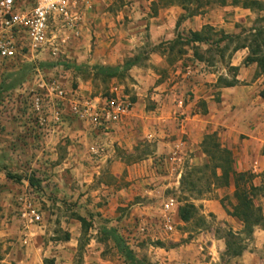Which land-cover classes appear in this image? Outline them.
Instances as JSON below:
<instances>
[{
  "label": "crops",
  "instance_id": "1",
  "mask_svg": "<svg viewBox=\"0 0 264 264\" xmlns=\"http://www.w3.org/2000/svg\"><path fill=\"white\" fill-rule=\"evenodd\" d=\"M106 1L91 0V3L97 6ZM149 1L133 0L131 9L134 13L128 12V17L132 18V26L129 28L132 33L130 46L134 44L140 47L148 42L155 46L162 40H168L173 34L175 21L181 10L170 7L160 10L157 16H149V7L146 5ZM140 3L143 4V9L139 6ZM92 8L87 10L82 37L90 38L92 33H96L97 46L106 44L109 50H95L93 60L112 64L124 56L123 50L127 45L118 43L110 47L112 38L103 40L98 36L109 37L114 31L121 32L123 24L115 23L112 13H105L99 18V14ZM229 8L231 7H222L217 15L206 13L201 19L196 17L195 21L187 19L180 28L195 31L208 23L229 33L231 24L252 11L250 8L232 7L234 15L231 18L226 16V19L232 21L229 23L225 20ZM122 15L123 12L119 11L115 17ZM148 24L149 37H146L142 34ZM233 31L238 32L237 29ZM78 43L73 44L76 45L73 53L84 58L85 55L79 48L82 43ZM248 52L246 47L238 48L231 55L223 56V60L221 56L210 60L207 56L187 54L177 60L174 71L176 75L181 73L183 80L172 84L167 90L169 92L163 94L162 91L166 90L168 84L157 81L156 71L160 65L165 64L164 55L157 49L152 50L143 62L139 61L128 70L136 99L130 114L106 136L95 137L89 127L71 116L68 119L63 116L62 121L53 129L40 133L27 106H0V264H44L43 258L47 253L52 252L54 254L51 253V256L60 258L63 252L65 255L68 251L72 252L78 236L75 231L78 220L65 217L69 240L53 243L49 237L50 229L58 215L53 210L55 206H62L64 200L68 202L76 200L79 194H83L81 197L91 194L90 182L97 166H94L89 157L88 146L97 137H103L106 149L105 157L98 166L117 177L127 170L132 176L140 177L141 183L153 179L152 165L157 167L161 159L158 156H148L129 164L119 153L120 148L130 146L142 136L147 137L149 134L150 137L157 129V135L162 136L160 143L166 146L167 151H172L184 136L185 148L195 150L206 133L216 131L221 136V141L233 151L237 169L244 165L245 168L260 170L259 167L263 165L259 150L264 144V71H259L256 63H243ZM187 63L193 65L194 69L185 78L186 74L182 69ZM218 79L233 81V84L218 85ZM146 89L153 90L151 98L158 102L151 110H144L142 107ZM184 89L190 90L192 94H187L183 99ZM79 90L90 96L86 90ZM199 103L204 107H199ZM6 113L9 115L6 116ZM156 154H159V148ZM30 177L35 179L31 182ZM34 182L42 187L40 193L44 203L41 202L40 207L43 220L40 225L24 230L17 214L16 197L24 188H34ZM102 186L107 188L105 192L113 195V189H109V185L103 183ZM118 192L120 191H117L114 200L116 204H119ZM140 211L141 216L148 214V211ZM52 247L62 251H53Z\"/></svg>",
  "mask_w": 264,
  "mask_h": 264
},
{
  "label": "rangeland",
  "instance_id": "2",
  "mask_svg": "<svg viewBox=\"0 0 264 264\" xmlns=\"http://www.w3.org/2000/svg\"><path fill=\"white\" fill-rule=\"evenodd\" d=\"M258 1L259 3L251 9V13L231 24V32L225 33L223 29H217L208 23L203 24L200 30L195 31H186L180 26L187 19L195 21L196 17V19H201L206 13L217 15L222 7H234L235 5L230 2L221 5L210 0L181 2L179 0H150L146 4L149 7V16H157L160 10L170 7H178L181 11L175 21L173 34L168 37V40H162L155 46L148 42L140 47L134 46V44L130 46L129 42L132 37L129 30L132 26V18L128 17V12L134 13L131 9L133 0H107L97 5L98 7L92 4V9L99 14V18L105 13H112L115 23L123 24L121 32L114 31L109 37L98 36V38L103 40L112 38L110 47L118 43L127 45L123 50L124 56L112 64L93 60L92 55L95 50L106 49L108 52L109 47L107 48L106 44L97 46L96 33L95 35L92 33L90 38L89 36L88 38L82 37L81 34L74 41L76 44L80 41L78 45L82 43L79 48L82 49L83 53H81L85 55L84 58H79L73 53L76 46H73V43L57 59L70 69L72 87L86 90L92 97L115 93L133 104L136 95L134 87L131 85L132 79L129 76V71L105 79L93 72V65H118L137 55H140V61L143 62L152 50L157 49L164 55L165 60V64L160 65L156 71L157 81L168 84L166 90L162 91L163 94L168 93L167 90L172 84L183 80L181 73L174 74L177 60L187 54L207 56L210 60L221 56L223 60V56L231 55V52L246 40L250 27L264 25V0ZM139 6L144 8L142 3ZM231 8L225 14V20L229 23L232 21L226 19V16L231 18L235 12ZM119 11H122L123 15L116 18L115 15ZM233 28L238 32L234 33ZM144 31L142 35L145 34L146 37H149V24ZM192 32H200L205 41L192 42ZM47 63L51 62L40 60V62L32 63L33 67L25 78L8 90L4 88L17 77L20 65H0V106L5 108L9 104H21L25 107L31 100V94L25 88L27 77L36 73L37 68L42 76L45 73L44 70H47L48 73L53 72V65H47ZM184 65H188V63ZM76 67H81V69L77 70ZM182 70L184 72V68ZM188 77L189 75H185V78ZM151 92H153L152 89L145 90V101L142 104L144 110L154 109L158 103L156 99L151 98ZM183 94L184 99L187 94H192V92L184 89ZM199 107L203 108L204 105L199 103ZM7 115L9 114L6 113ZM158 133L157 129L156 133H152L150 137L149 134L147 137L142 136V138L136 139L130 145L131 147H122L119 152L129 164L137 163L148 156H158L161 160L157 167L152 165L154 172L152 180L141 183L140 177L132 176L127 170L119 177L113 176L107 170H103L102 166H98L101 164L100 160L90 157L94 166H97L90 182L91 194L87 197H81L83 194H79L76 200L71 199L68 202L64 200L62 206H55L57 210L56 208L53 210L58 215L50 229L51 241L59 244L69 240L64 239L66 234L69 235L66 230L68 226L64 222H67L65 217H73L78 220L75 229L78 233L76 243L72 246V252L68 251L66 255L63 252V255L60 254V258L51 256L54 254L52 252L47 253L43 258L44 264L45 261L47 264H96L97 262L127 264L118 248L119 243L128 245L138 257L146 259L151 264H264V223L262 226L254 227L250 234L244 232L242 222L230 214L235 203L232 181L228 186L218 185L212 176L211 167L204 166L209 161V156L203 151L202 142L205 135L215 133L216 141L220 146L230 149L221 141V136L216 131L206 133L195 150L185 148L183 142L186 139L184 136L178 140V144L172 151H167L166 146L160 143L162 136L157 135ZM157 148H159V154L155 155ZM263 150L264 144L259 150L263 166L259 167L260 170H253V167L252 169L245 168L244 165H242L243 168L237 169L235 155L230 149L235 169L238 172L248 171L252 175V183L261 189L264 185ZM145 178L143 177V179ZM34 179V177H30L31 181ZM34 183L36 185L34 188L27 187L21 192L25 190L36 192L37 200L41 205V202L44 203L40 193L42 187L37 182ZM103 183L109 185V189H113L112 196L104 191L107 188L102 186ZM117 191H120L118 192L119 204L114 201ZM167 197H173L177 201V207L185 203L194 204L198 214L184 222L174 213L173 229L165 230L161 221L160 205ZM255 200L262 207L264 216L262 191L258 193ZM140 210L148 211V214L141 216ZM104 212L106 215H103ZM199 217H203L204 220ZM79 218L85 220L84 225ZM103 227L112 231L113 235L103 232L101 230ZM141 227L145 228L144 232L140 230ZM227 243L231 246L230 250H227ZM238 247L241 248V253L235 255L234 251ZM56 249L58 248L51 250ZM58 251H62V249L59 248Z\"/></svg>",
  "mask_w": 264,
  "mask_h": 264
},
{
  "label": "built area",
  "instance_id": "3",
  "mask_svg": "<svg viewBox=\"0 0 264 264\" xmlns=\"http://www.w3.org/2000/svg\"><path fill=\"white\" fill-rule=\"evenodd\" d=\"M91 8V0H0V65L55 62L53 72L44 70L42 76L37 68L25 84L31 94L26 106L40 133L53 129L63 116H71L89 127L95 137L106 136L132 109L129 100L115 93L95 97L82 94L70 83V69L57 59L81 36L87 10ZM193 69L188 64L184 73L190 75ZM102 136L88 146L89 157L98 161L106 154ZM37 199L36 192L26 190L16 197L17 214L24 230L43 220ZM177 209L173 197L162 201L160 216L165 230L173 229ZM140 230L144 232L145 228Z\"/></svg>",
  "mask_w": 264,
  "mask_h": 264
},
{
  "label": "trees",
  "instance_id": "4",
  "mask_svg": "<svg viewBox=\"0 0 264 264\" xmlns=\"http://www.w3.org/2000/svg\"><path fill=\"white\" fill-rule=\"evenodd\" d=\"M185 1V0H179ZM217 2L221 5H225L230 2V4L235 6H241L244 8L252 9L254 5L258 4V0H210ZM249 36L240 45H238L234 50L238 48H248V54L244 58L243 63H256L257 69L259 71H264V25L259 27H250L248 29ZM191 41H205L204 37L201 36L200 32H192ZM225 36H228L225 34ZM141 60L140 55L132 59H128L122 64L118 65H101L95 64L92 70L95 74L108 79L113 76H119L120 74L127 72L132 66L136 65ZM55 62L47 63V65H54ZM33 67L32 63H24L20 65L17 77L5 86V90L13 88L16 83L22 81L26 74ZM77 70L81 67H76ZM218 85H232L233 81H222L218 79ZM223 83V84H222ZM203 151L209 156V161L204 166L211 167V173L218 185L228 186L232 181L234 190L233 197L235 198V203L232 206L231 215L239 219L244 227V232L250 234L254 227L262 226L264 223V216L262 212V207L260 204L256 203V197L260 191L264 195V185L261 189L260 187L252 183V175L248 171L238 172L234 167V158L230 149L221 147L216 141V134L211 133L205 135L203 139ZM264 154V150H263ZM32 182V181H31ZM198 214L197 209L192 203H185L184 205L178 207L177 215L179 219L186 222ZM204 220L203 217H199ZM81 223L84 225L85 220L79 218ZM103 232L113 235L112 231L106 228H101ZM69 235L66 234L64 239H68ZM227 250L231 249L230 244H226ZM118 248L127 264H151L144 258L138 257L134 251L125 244L119 243ZM241 253V248L238 247L234 251L235 255ZM45 264L46 261H45Z\"/></svg>",
  "mask_w": 264,
  "mask_h": 264
}]
</instances>
